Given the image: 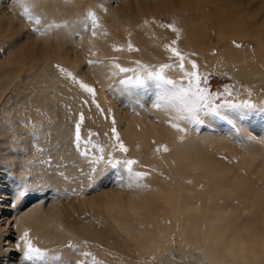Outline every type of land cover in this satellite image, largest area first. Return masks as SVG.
I'll return each instance as SVG.
<instances>
[{"label":"rangeland","instance_id":"obj_1","mask_svg":"<svg viewBox=\"0 0 264 264\" xmlns=\"http://www.w3.org/2000/svg\"><path fill=\"white\" fill-rule=\"evenodd\" d=\"M3 2H5V5L3 3V9L6 8L5 11L12 15L14 13L11 12L10 7L19 5L18 18L25 27V30H28L26 32L40 38L38 39L39 41H42L43 39L41 40V38L43 37L45 39L47 33L41 35L35 31L36 26L34 22L29 21L23 16V9L18 0H3ZM84 7L81 15L84 24L81 30L71 34L73 39L76 40L74 43L76 45L79 44V47L81 46L80 43L82 42L84 33H87L92 39H95L97 36L103 38L104 48L111 51H113V46L119 47L123 45L124 50H126L129 40L134 46L139 47L140 44L136 41L135 37H140L144 40V43L157 50L162 57L158 65L155 63L149 67L144 65L146 68H151L155 71L164 63H176L164 46L165 44H171V41H177L175 46L184 52L186 68L191 70L190 65L187 64V60L195 59L201 75L207 77L205 83L210 91L223 93L225 88L232 90V96H221V100L218 101V103H222L227 100L231 104L220 105L214 112L200 113L201 123L199 124H190L186 120L180 119L177 112L163 105L159 108L154 107L161 102L163 96L172 90V86L148 76L146 72H141L139 78L136 72L123 73L124 75L122 77L113 81L107 88V94L111 95L113 90L118 89L119 86H122L124 89L135 90L140 94L142 99L140 98L136 101L139 107L136 109L132 108V114H138V109L140 108L141 110H145L149 107L153 110L148 115V121L157 126H164L169 131L177 132L181 135L195 133L194 135L200 138L202 136L204 138L206 135H213L212 141L215 140V143L210 141L204 143L207 145L205 146L203 145L204 140L202 139L199 141H202V145L199 142L195 144V153L201 155L206 160L208 159V162L214 168L222 169L231 176L227 174V181L229 180V183L226 181L227 186L229 185L228 193L230 195L226 194V191L223 193L224 196L221 194L214 197L215 194L211 195L208 193H206V197L203 196L206 190L204 186L205 180L203 178L202 181L204 182H201L203 184H200L201 187L199 189L202 192L197 191L196 195L199 198L195 199L193 203L195 205L199 203L197 206L211 205V208L221 207L228 214L237 212L245 218L249 215L251 216L252 210L256 206L258 207L256 209L261 208L262 218H264V165L260 164L256 166L257 164H254L251 166V160L247 154L248 144H252L253 146L260 144L263 149L259 146L260 157L257 161L261 162L260 160L262 159L264 162V79H261L257 85H255L256 83L253 84L252 80L250 82L242 81L238 77H235L228 67L230 65L235 66L236 63H239L246 67L253 65L259 68V70L264 71V48L260 47L257 42L258 38L261 37L264 43V0H97L94 4H85ZM90 10L96 12L102 24V28L98 31V35L95 38L84 27V25L90 23L86 18V13ZM52 23L61 24L57 20H52ZM168 26L174 28L175 31H172ZM83 27L84 30H82ZM50 30L49 36L53 35L55 30H62V28L58 27ZM48 39H52V37ZM24 42V40L18 42L15 46H19ZM90 43L92 46V40H90ZM236 45H240V47ZM83 52L85 55L83 58L84 61L82 60L83 65L79 70L80 74L78 76L75 71L79 67L74 71L69 63L54 60L56 56L52 55L51 57L53 73H56L55 75L70 87V93L68 95L66 94L69 99L67 100L66 98L64 102L60 101V104L72 117L71 144L78 154L79 159L82 161V165L78 167L79 174L73 175L69 173L67 175L66 167L71 165L72 161H67L64 157H60L57 154L58 148L60 147V140H54L50 133H47L43 139V143L45 141V144L40 145L37 142L41 138L39 136L40 134L37 131H31L30 135L36 141L34 145L36 156H38L36 163L46 171L50 170L51 172H48L55 173L57 177L59 176L63 180L64 184H62V187H48L41 183V180L43 182V176H41V179L38 176L35 184L29 183L28 185L30 187H23L21 189L22 191L19 192L20 195H18L21 201V208L18 210L20 212L19 215L37 202H40L44 204L45 208L50 203L56 204L63 216V223L61 225L63 231L60 230L59 233L51 232L50 235H48L49 232H30V238L38 246L54 250L58 253L62 257L64 264H72L73 261L76 264H80L81 261H83V264H216L206 259L200 260V254L203 255L207 248L206 242L203 241H201L200 253L193 252L192 260L189 259L188 255H191V248L181 241L180 236L176 232H172L171 237L172 257L167 258V260L161 257H154L152 254L146 256L135 247L133 248V244L126 243L124 240L121 242V238L119 239V235L115 232V234L111 233L114 235L106 236V238L112 244L111 250L109 251L116 259L111 258L112 254H106V251L105 253L101 251L106 245L105 243H103V248L99 249V247H102V244L99 242L101 245L98 246L96 238L86 237L82 242V249L79 250L78 243L74 242L72 235L80 234V232L82 234L85 231L93 232L94 230L99 233L111 231V229H108V225L104 223L100 215L101 212H98V208L94 209L90 207L97 206L93 202L96 201V195L102 191L110 188H119L126 192L138 193L139 195L136 199L140 202L139 204L141 206H151L149 208L153 206H164L165 208H161L159 224L167 223L166 226L172 228L174 224L170 219L165 203L158 194H161L163 188L170 189V191H174L178 195V204L181 205L182 201L187 204L191 202L189 199L190 194L180 192L172 182V179H169L171 183L168 182L167 174H161V177H159L160 180L156 178L158 177L155 176L157 174L152 175L153 178L151 176L148 178L150 174L145 169H139L137 167L138 163L133 167L132 172L127 168L126 161L124 160H121L115 165L107 164L104 167L101 165L103 167L102 170L95 177L91 187L88 186L87 175L90 172V164L79 155L74 143L75 124L79 118V113L83 112L85 116L84 124L81 128V144L83 145L86 139H91L93 143H97L101 142L102 134L107 138L106 140L111 138V120L113 118L115 121L117 120L114 115V110L115 108H121L120 110L122 111V107L125 108V106L119 104V101L110 99L107 101H111L115 108L109 105L107 112L105 111L98 100L99 81L96 79V74L93 70L88 71L84 68L86 65L93 66L87 63L89 59L98 61L97 65L102 67L104 58L95 57L94 55H98L95 50ZM3 53V49L0 48L1 59L4 58ZM135 60L140 61V59ZM135 64L134 62L132 63L134 65L133 68L137 67V64ZM121 65L127 67L124 64ZM57 66L62 67L65 71L62 73ZM113 71L115 69L111 72ZM67 72H71L77 79L94 87L96 90L95 103L92 102L93 97L90 94L85 93L78 85L72 82L66 75ZM165 74L170 80L179 81L182 79V74L174 69L166 70ZM113 76L117 77V75ZM29 81V79L24 80L22 70H19L17 73V78H11L10 80L3 79L1 81V83L3 82L2 86L5 85L3 86L4 90L1 89L0 92V113L4 112L8 116L7 120H12V123L13 121H15L14 123L17 121L23 125L26 124L23 120L24 114L26 116L24 119H28L27 126L36 130L35 126L40 121L35 120L33 116L38 115V113L42 114V112L40 106L32 101L34 99V93L30 94V89H33L30 86L34 83L32 84ZM72 92L77 95L78 101L75 106L73 105L75 96ZM96 104L100 105V109H97ZM125 110L123 109L122 112L124 113ZM157 113H162L165 116L161 118ZM18 114L22 115V117ZM45 116L43 115V119L47 118ZM41 125L42 123L39 124V128ZM105 126L107 127L105 128ZM16 127L17 125L13 129L15 130ZM116 127L118 132L121 133L122 126L116 122ZM103 128L104 131L102 130ZM105 133H108V135L105 136ZM150 142V148H154L157 155H169L171 153L172 147L166 140L158 143L155 141V138L151 137ZM89 151L90 154H95L91 148H89ZM148 154L151 157L156 155L153 152H149ZM134 173H142V178L134 181ZM37 174L41 175L42 171L40 170ZM26 178H30V176L26 175ZM2 186L5 187L6 185ZM159 186L161 188H158ZM31 187L33 188L31 189ZM38 188L40 189L39 191L36 190ZM140 198H144V202ZM198 199L199 201H196ZM7 203H10L11 207L17 206L12 200H7ZM147 203L148 205H146ZM242 206L244 209H242ZM243 210H246V212L243 213ZM149 214L151 215V220H148L147 227L150 230L159 229V226L156 227L155 224L158 220L156 214L151 212ZM22 233L13 242L17 241L18 243ZM115 240L116 245L114 244ZM84 253H88V255H84ZM23 264H59V262L45 258L34 261L24 260Z\"/></svg>","mask_w":264,"mask_h":264},{"label":"bare ground","instance_id":"obj_2","mask_svg":"<svg viewBox=\"0 0 264 264\" xmlns=\"http://www.w3.org/2000/svg\"><path fill=\"white\" fill-rule=\"evenodd\" d=\"M95 1L97 0H45L47 22L50 21L49 23H52V20L59 21L61 23L60 27L62 30H55L53 35L50 36V32L48 31L46 32L47 35L45 39L43 37L41 38V40H43L39 41L38 39L40 38L26 32L28 30H25V27L18 18L19 5H13L12 7L9 6L11 8V12L14 14H8L5 11L6 8L3 9V3L5 5V2L0 0V48H2L4 52V58L2 59V55L0 54V92L5 85L4 84L2 86L3 82L1 83V81L3 79L10 80L11 78H17V73L19 70H22L24 80L29 79L32 84L34 83L30 86V88L33 87V89H30V94L34 93V99L32 101L40 106L42 112V114L38 113V115L33 114V118L40 121L35 126L36 130L27 126L28 119H24L26 116H24L23 113V120L26 123L24 125L22 123H18L17 121L16 123H14L15 121L12 123V120H7L8 116L5 115L4 112L0 113V264L24 263L21 256L22 248L18 250L16 248L17 241L13 242V240L17 239V236L22 233L19 220L23 213L19 215L20 212H18L19 208H21V201L19 199V192L22 191L21 189L25 187V185L30 187L28 185L29 183L35 184L38 176H40V179L41 176H43V182L41 180V183L47 185L48 187H62V184H64L63 180L59 178V176L57 177L55 173L52 174L53 172L50 173L51 171L48 169L47 170L50 172L46 171L43 167H39L36 163L38 158V156H36V149L34 146L36 141L30 135L31 131H37V133L40 134L39 136H41V138L37 140L40 145L45 144V141L43 143V139L46 137L47 133H50L54 140H60V147L58 148L57 154L60 157H64L67 161H72V164L66 167V174H79L78 167L82 165V161L79 159L78 154L71 144L72 117L60 104V101L64 102L66 101V98L67 100L69 99L67 95L70 93V87L64 81H61L60 78L55 75L56 73H53L51 67V57L53 55L57 58L54 60L69 63L74 71L79 67L75 73L77 76L80 74L79 70L83 65L82 60L84 61L83 58L85 56L83 51L91 52L93 45L91 46L90 39H86L89 37L87 33H84L80 47L79 44L76 45V43H74L76 40L73 39L71 34L81 30L84 24L81 17L85 8L84 5L87 3L94 4ZM82 30H84V27ZM50 37L54 39H48ZM135 38L140 44L138 47L140 50L139 52L129 53L127 50L113 52L105 49L103 54L97 52L98 55H94L97 58H104V64L102 67H99L98 65H86L84 68L88 71L93 70L96 74V79L99 81L98 100L106 112L109 105L112 107L114 106L111 101H107L110 99L119 101V104L125 106V108L122 107V111L123 109H126V114L120 110L121 108H115L114 106V115L117 118L116 122L122 126L120 135L128 147L129 152L126 154L117 152L115 155L121 158L126 157L127 159H134L138 161L137 167L142 170H147L150 174L148 175V178L149 176L152 177V175L155 174H157L155 176H158L156 178L161 177V174H167L168 180L172 179V182L176 185L180 192L190 194L189 199L191 202L187 204L182 201L180 205L178 204V195H176L174 191H170V189L168 190L163 188L161 194L159 193V195L158 192L157 194L165 203L170 219L174 224L173 228L166 226L167 223L159 224V217H161L162 211L161 208L164 206H153L152 208H149L151 206H141V204H139L140 202L136 199L137 211L133 214H127L119 217L107 216L102 213L100 214L104 223L108 225L107 227L108 229H111V231H108L107 233H99L96 230L93 232L85 231L82 234L80 232V234L72 235V238L74 242L78 243L79 250L82 249V242L86 239V237L96 238L98 246L102 244V247H99V249L103 248V243H105L107 250L104 246L101 251L104 253L106 251V254H112L109 251L111 250L112 244L108 242L109 239H107L106 236L109 237L117 233V235H119V239L121 238V242L124 240L126 243L133 244V248L135 247L146 256L152 254L154 257H161L167 260V258L172 257L171 237L172 232H176V234L180 236L181 241L186 243L191 248V255H188L189 259L192 260L193 252L200 253L202 246L201 241H203L206 242L207 248L203 255L200 254V260L206 259L211 263L222 264L223 257L221 256L219 250L213 245L209 236L214 231L213 221L220 218L221 214L226 213V211L221 207L211 208V205L197 206L199 203L197 205L193 203L195 199L199 198L196 193L201 187L200 184H203L201 182H204L202 181L203 178L205 180L204 186L206 187L203 196L206 197V193H208L211 195L215 194L214 197H216V195H221L226 191V194L230 195L228 193L229 185L227 186L226 184L227 176L229 174L225 173L226 171L224 172L222 169L214 168L208 162V159L206 160L201 155H197L195 153V144L203 139V145L207 146L204 143L212 141L213 135H206L204 138L203 136L201 138L197 137L194 135L195 133L181 135L177 132L169 131L164 126H157L148 121V115L153 110L149 107L145 110H141L140 108L138 109V114H132L131 109L139 107L137 106L136 101L141 98L140 94L135 90L124 89L122 86H119L118 89L113 90L111 95L107 94V88L111 85V83L119 77H122L124 74H127L122 73L119 75L116 74L117 77L113 76L111 74L113 73L111 71L114 70L111 67L113 62H119L128 68H133L134 65H132V63L135 59H140V61L147 67L154 63L158 65L159 61L162 60V57L157 50L144 43V40L140 37ZM23 40L25 41L23 44L15 46L16 43L22 42ZM262 41L261 37L257 40L259 46L264 48V43ZM108 47L106 48L108 49ZM122 47H124V45ZM228 67L230 68L231 73L242 81L250 82L252 80L253 84L256 83L255 85H257L261 79H264V71L259 70L256 66L251 65V67H246L243 64L236 63L235 66L230 65ZM72 94L75 96V100L73 101V105L75 106L78 101L76 97L77 95L74 92H72ZM31 111L33 112L32 108ZM43 115H46L45 117L47 118L43 119ZM157 115L161 118L165 116L162 113H157ZM19 116L22 117V115ZM40 123H42V125L39 128ZM16 125L17 127L14 130L13 127ZM106 127L107 126H105V128ZM102 130L104 131V128ZM151 137L155 138V141L158 143L166 140V142L172 147L171 153L169 155H157L156 150L154 148H150ZM106 139L107 138H105L102 134L100 143L106 144L111 138L109 140ZM201 142H199L200 145H202ZM259 146L262 148L260 144L255 146L252 144L247 145V154L251 160V166L254 164H257L256 166H259L260 164L264 165L262 159L260 160L261 162L257 161L260 157ZM149 152H153V154L156 155L151 157L150 154H148ZM121 160L123 159H120V161ZM38 170L42 171L41 175L37 174V172L39 173ZM26 175H29L30 178H26ZM228 181L227 183H229ZM168 182H170V180ZM2 185L6 186L3 187ZM32 188L33 187H31V189ZM158 188H161V186ZM4 190H6V192H4ZM140 199L143 200L144 198ZM7 200H12L15 205L17 204V206L11 207L10 203H7ZM147 200H145V202H147ZM196 201H199V199ZM93 203L97 205V200ZM93 203L91 204L93 205ZM146 205H148V203ZM90 207L94 209L97 208V206ZM256 208L258 207L255 206L254 210H252L251 216L249 215L246 218L237 212L229 213V219L234 223L264 225L261 208ZM242 209H244V207ZM150 212L156 214L158 220L155 224L156 227L159 226V229L150 230L147 227L148 220H151V215L149 214ZM242 212L245 213L246 210H243ZM50 234L51 231H49L48 235ZM115 242L116 240L114 241V244ZM115 245L113 247H115ZM111 258L116 259L113 254L111 255ZM72 264H76V262L73 261Z\"/></svg>","mask_w":264,"mask_h":264},{"label":"snow or ice","instance_id":"obj_3","mask_svg":"<svg viewBox=\"0 0 264 264\" xmlns=\"http://www.w3.org/2000/svg\"><path fill=\"white\" fill-rule=\"evenodd\" d=\"M22 9L23 16L26 17L29 21L34 22L35 31L38 34H45L52 28L60 27L59 24L49 23L41 15L34 14L31 8L29 7L28 0H18ZM86 18L88 23L84 25L86 31H90L93 38L98 35V31L102 28V24L97 17L95 11H88L86 13ZM171 28L172 31H175L174 28ZM177 41H171V44H165V48L171 55V58L175 60L176 63H164L160 65L157 70L153 71L151 68H146L141 61H134L137 64L136 68L124 67L119 63L113 62L111 67L115 69L112 75L118 73H128L136 72L137 77L139 78L141 72H146L150 77H154L160 81L165 82L168 85L172 86V90L162 97L161 102L154 107L159 108L161 105L169 108L172 111H175L179 114V118L186 120L190 124H199L200 113L203 112H214L216 108L220 105L231 104L227 100L222 103H218L221 100V96H232V90L225 88L223 93H215L208 89L206 86L207 77L201 75L197 61L195 59L187 60V64L190 65L191 70L186 68V57L184 52H182L175 45ZM240 47V45H236ZM127 52H139V48L134 46V44L129 40L127 46ZM113 51L121 52L124 51L122 46H113ZM89 65H97L98 61L89 59L87 61ZM59 70L63 73L65 70L57 66ZM175 70L182 74V79L179 81L170 80L166 76V70ZM66 75L72 80V82L79 86L85 93L90 94L93 97L92 102L95 103L96 90L93 86L77 79L75 75L71 72H67ZM87 103V102H85ZM97 109H100V105L96 104ZM85 116L83 112L79 113V118L75 124V146L79 155L89 162L90 172L87 175L88 186L91 187L95 177L99 174L102 168L107 164L115 165L120 162V159L126 161L127 168L132 171L133 167L138 163L134 159L121 158L115 155V153L126 154L129 152L128 147L121 138L120 133L116 127V121L113 118L111 120V139L106 144H101L100 142L93 143L91 139H86L81 144V128L84 124ZM171 126V124H170ZM178 130H180L178 128ZM108 133H105L107 136ZM89 148L95 154H90ZM166 150V146H165ZM159 151V149H157ZM103 165V167H101ZM133 172V171H132ZM142 173H134V181L142 178ZM139 186V185H138ZM27 188V185H25ZM36 190H40L39 188ZM23 248L22 257L26 261H34L38 259H49L51 261H57L59 264H64L62 257L56 253L54 250H49L38 246L33 239L30 238V231H24L19 237V242L16 244V248L19 250ZM71 247V245H70ZM88 255V253H84ZM83 264V261L80 262Z\"/></svg>","mask_w":264,"mask_h":264},{"label":"clouds","instance_id":"obj_4","mask_svg":"<svg viewBox=\"0 0 264 264\" xmlns=\"http://www.w3.org/2000/svg\"><path fill=\"white\" fill-rule=\"evenodd\" d=\"M34 14L47 20L45 0H28ZM92 40L93 49L105 52L103 38L97 36ZM138 193L126 192L119 188H110L96 195L98 210L112 217L133 214L137 211ZM22 231L59 233L63 223L62 212L54 203L37 202L26 209L19 220ZM214 231L210 234L213 245L223 257L222 264H264V225L234 223L228 213H222L213 221Z\"/></svg>","mask_w":264,"mask_h":264}]
</instances>
